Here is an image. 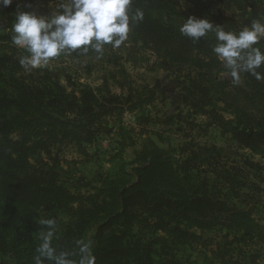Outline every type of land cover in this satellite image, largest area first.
Wrapping results in <instances>:
<instances>
[{
	"label": "trees",
	"instance_id": "16d2710c",
	"mask_svg": "<svg viewBox=\"0 0 264 264\" xmlns=\"http://www.w3.org/2000/svg\"><path fill=\"white\" fill-rule=\"evenodd\" d=\"M191 4L222 13L251 8L264 15V0H133V10L142 9L144 19L132 26L128 41L166 61L182 80V106L227 132L238 149L264 160V79L244 72L234 84L212 50L214 33L196 42L180 34ZM212 23L240 30L239 20ZM12 35L0 33V258L34 264L39 232L47 230L39 220L50 217L57 218V251L78 260L76 241L91 240L96 264H185L175 251L220 231L264 245V219L255 217L259 200L251 194L261 189L247 168L223 165L208 149L195 151L191 145L182 154L197 167L177 165L160 130L154 135L163 148L148 142L130 171L124 163L116 176L102 178L88 192L67 185L56 164H32L46 148L96 144L108 118L135 113L159 97L147 86H129L121 97L88 85L68 89L49 71L22 67L19 59L27 53L12 44ZM257 46L264 51V40ZM112 52L105 45L99 58ZM85 57L98 55L76 50L52 60ZM257 71L264 73V65ZM175 120L167 116L162 124L172 127Z\"/></svg>",
	"mask_w": 264,
	"mask_h": 264
},
{
	"label": "rangeland",
	"instance_id": "374dc122",
	"mask_svg": "<svg viewBox=\"0 0 264 264\" xmlns=\"http://www.w3.org/2000/svg\"><path fill=\"white\" fill-rule=\"evenodd\" d=\"M60 2L61 0H12L8 7L0 5V33L12 32L11 27L19 11L51 15L59 10ZM186 6L185 12L182 11L186 19L206 18L211 22L225 18L239 20L240 29L250 25L253 19L264 17L258 10L251 8H245L242 12L232 9L231 12L222 13L217 7L209 5ZM37 70L55 74L68 89L71 84L88 85L112 96L121 97L127 95L129 86L135 89L147 86L156 90L159 99L153 105L141 108L135 113L108 118L96 144L46 148L43 154L32 160V164H56L67 185L75 190L88 192L99 186L102 178L116 176L124 163L130 171V165L148 142L153 141L163 148L154 135L155 131L160 130L174 149L172 154L177 165L197 167L190 155L182 154V148L191 145L195 151L203 147L208 149L209 155L218 156L223 165L241 163L245 166L251 179L261 189L259 193H251L259 200L255 207V217L264 219V160L249 151L238 149L227 132L210 126L206 117L182 106V80L172 73L166 61L155 57L142 44L127 40L104 59L85 57L51 60L48 66ZM167 116L176 118L172 127L162 124ZM118 155L121 157L118 158ZM135 231L149 236L142 228L136 227ZM158 235L166 237L163 233ZM175 254L185 264H264V245L226 231L206 234L199 245L181 247ZM0 264L19 262L4 257L0 258Z\"/></svg>",
	"mask_w": 264,
	"mask_h": 264
},
{
	"label": "clouds",
	"instance_id": "9594fccd",
	"mask_svg": "<svg viewBox=\"0 0 264 264\" xmlns=\"http://www.w3.org/2000/svg\"><path fill=\"white\" fill-rule=\"evenodd\" d=\"M12 0H0V5L8 7ZM133 0H61L58 11L51 15H38L34 11H19L11 27L12 44L27 55H21L19 63L27 70L44 68L54 58L76 50L84 53L92 50L98 58L105 45L119 49L129 37L133 25L142 22L144 12L133 10ZM182 36L199 41L214 33L213 47L217 59L223 63L227 75L236 85L241 83L244 72L264 79V73L257 71L264 65V51L259 45L264 40V17L253 19L242 29L226 31L206 18L189 17L179 27ZM46 226L39 232L40 243L35 249L34 264H96L92 242L76 241L78 260L69 258L71 253L58 252L53 246L56 238L57 218L39 220Z\"/></svg>",
	"mask_w": 264,
	"mask_h": 264
},
{
	"label": "water",
	"instance_id": "95a60500",
	"mask_svg": "<svg viewBox=\"0 0 264 264\" xmlns=\"http://www.w3.org/2000/svg\"><path fill=\"white\" fill-rule=\"evenodd\" d=\"M86 145V144H85Z\"/></svg>",
	"mask_w": 264,
	"mask_h": 264
}]
</instances>
